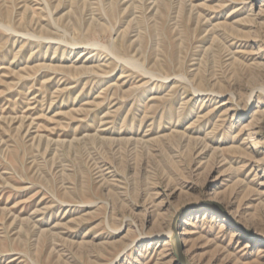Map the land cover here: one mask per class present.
<instances>
[{
	"label": "rangeland",
	"instance_id": "rangeland-1",
	"mask_svg": "<svg viewBox=\"0 0 264 264\" xmlns=\"http://www.w3.org/2000/svg\"><path fill=\"white\" fill-rule=\"evenodd\" d=\"M203 200L264 239V0H0V264H177ZM198 213L191 264H264Z\"/></svg>",
	"mask_w": 264,
	"mask_h": 264
},
{
	"label": "water",
	"instance_id": "water-1",
	"mask_svg": "<svg viewBox=\"0 0 264 264\" xmlns=\"http://www.w3.org/2000/svg\"><path fill=\"white\" fill-rule=\"evenodd\" d=\"M202 209L217 210L224 216L227 221H229V223H231L240 232L244 233L247 237H250L251 239L264 244V239L262 237L258 236L252 230L243 226L227 211V209L221 203L214 200H203L197 204H189L182 207L172 219L168 238L170 239L177 264H191L184 254V246L181 237L180 224L182 223L185 217Z\"/></svg>",
	"mask_w": 264,
	"mask_h": 264
},
{
	"label": "bare ground",
	"instance_id": "bare-ground-1",
	"mask_svg": "<svg viewBox=\"0 0 264 264\" xmlns=\"http://www.w3.org/2000/svg\"><path fill=\"white\" fill-rule=\"evenodd\" d=\"M214 198L216 199V196H215V195H214ZM198 217H199V213H198V212L193 213V214H191L190 216L186 217V218L184 219V221H183V223H182L180 229H183L182 227H188V226H190L191 223H192L194 220L198 219ZM191 226H192V225H191ZM168 235H169V232H165L163 236L167 237ZM182 235H183V232H181V237H182ZM256 245L260 247V246H262V245H264V244L260 242V243H256Z\"/></svg>",
	"mask_w": 264,
	"mask_h": 264
}]
</instances>
